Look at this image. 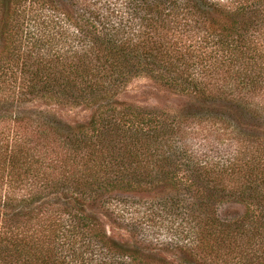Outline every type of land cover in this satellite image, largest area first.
<instances>
[{
    "label": "trees",
    "instance_id": "16d2710c",
    "mask_svg": "<svg viewBox=\"0 0 264 264\" xmlns=\"http://www.w3.org/2000/svg\"><path fill=\"white\" fill-rule=\"evenodd\" d=\"M0 264H264V0H0Z\"/></svg>",
    "mask_w": 264,
    "mask_h": 264
},
{
    "label": "rangeland",
    "instance_id": "374dc122",
    "mask_svg": "<svg viewBox=\"0 0 264 264\" xmlns=\"http://www.w3.org/2000/svg\"><path fill=\"white\" fill-rule=\"evenodd\" d=\"M126 101L131 104L137 105L141 108L148 109H158L163 108L166 110H172L173 112H178L179 108H182L186 103L187 99L174 95L173 93L165 90L157 83L151 82L146 79H137L131 82L126 90ZM65 119L68 123H86L89 119V113H86L81 108L69 109L65 112ZM243 210L237 205H230L221 211V214L224 215H240ZM102 222L107 227L108 233L112 237H117V235H124L128 237L125 232L122 230H116L114 226L109 223V221L100 217ZM166 227L155 226L152 229H147L144 233L146 242L151 243L159 251L156 252V255L166 259L168 261L178 262V258L184 259L180 254L175 250L176 248L184 246L187 241H183L181 238H178L173 232L167 231ZM166 228V229H165ZM133 243V242H132Z\"/></svg>",
    "mask_w": 264,
    "mask_h": 264
}]
</instances>
